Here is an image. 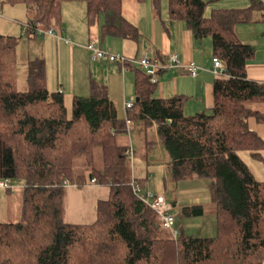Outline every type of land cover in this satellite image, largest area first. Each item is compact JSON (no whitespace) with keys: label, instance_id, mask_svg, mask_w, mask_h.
<instances>
[{"label":"trees","instance_id":"16d2710c","mask_svg":"<svg viewBox=\"0 0 264 264\" xmlns=\"http://www.w3.org/2000/svg\"><path fill=\"white\" fill-rule=\"evenodd\" d=\"M127 1L145 0L2 4L25 6L28 37L35 38L31 34L37 28L60 30L63 5L83 3L89 28L104 17V36L138 42V28L123 17ZM215 1L168 3L171 21L184 23L198 42L210 38L213 58L224 66L226 76L213 86L210 114L185 115L183 96L156 98L157 84L130 63L139 101L124 116L106 86L96 82H91L87 98H73L69 111L63 92L48 89L44 59L29 62L26 92L10 91L0 80V182L22 187L21 221L0 223V264H264V182L255 179L239 156L248 153L264 165V141L248 126L252 117L264 123V84L248 79L247 65L256 52L235 31L253 23L264 4L251 0L247 9L214 10L207 18L206 9ZM154 5L159 10L160 0ZM10 39L0 34V70ZM126 120L145 151L158 145L165 151L168 177L176 187L208 182L216 206L215 237L194 238L181 231L174 239L158 214L137 198L132 181L147 190V179L132 175L128 147L117 139L126 133ZM153 130L158 142L148 141ZM79 166L88 172L86 177L76 170ZM93 180L110 189L109 198L98 202L95 223L67 224L64 183L82 188ZM182 211L187 217L204 215L201 206Z\"/></svg>","mask_w":264,"mask_h":264},{"label":"crops","instance_id":"0c3cea01","mask_svg":"<svg viewBox=\"0 0 264 264\" xmlns=\"http://www.w3.org/2000/svg\"><path fill=\"white\" fill-rule=\"evenodd\" d=\"M164 6V0H160L159 10L155 8L154 0H145L141 3L137 1L125 2L122 11L123 17L138 28L141 35L140 40L138 42H133L104 36L102 34V27L96 29L95 26L93 27L92 33L88 31V35H91L89 44L93 42H99V44H101L102 42L103 46L100 45L102 50L129 59H138L142 54L149 53L153 60L165 67L164 71L159 75L155 97L167 100L176 96H183L187 98L184 108L185 115L191 116L198 113L210 114L214 106L213 86L217 79L212 73V44L209 47L206 46L204 50H201L200 48L206 44V41H196L184 23L171 21L169 12L167 14V7H165V11ZM249 7H251V0H217L208 5L205 16L207 18L210 17L214 10L247 9ZM256 13L253 16V23L238 25L235 28L236 34L242 42L246 39L247 42L249 41L252 43V40H248L244 27L250 25L255 26L253 30L257 31L258 37L264 40L263 12L260 16H257ZM99 26L100 25H98V27ZM65 27L66 28H64L62 24L60 29L62 33H58L62 39H67L70 42L74 40H84L85 33L81 32L80 35V31L70 30L68 25H65ZM250 37L251 39L252 37L253 39L256 38V36ZM29 38H31V36H29ZM249 42L243 43L252 46ZM49 45L51 54L52 46L54 45L57 47V52L59 51L58 57L54 56L56 64L55 67L52 68L53 77L57 79L59 83L57 84V87H59L57 91L66 92L67 88L70 92L73 91V93H75L77 87L75 86L74 64L76 62V54H80L79 49L72 43L67 45L62 40L56 38H53ZM45 49L48 51L47 43L45 44ZM255 52L254 59L247 65V76L248 79L253 82L264 84V45L257 50L255 49ZM44 55H46V53ZM175 55L179 58V66L173 68L171 67L169 59ZM69 57L73 77L71 75L72 83L68 88L63 79L62 61ZM36 59H44L47 64L46 56L44 58L39 56ZM87 61L88 63L90 62L89 59H87ZM91 62H93V64L91 66L90 76L87 77L89 79L87 84L91 85V82H96L106 86L109 98L117 107L119 114L124 116L125 103L133 101V98H129L133 95V92L135 95L134 72L129 67L123 70L121 67L108 62L106 63L105 61L91 60ZM190 63H195L199 67L198 75L195 78L191 77L186 69ZM117 68L121 71L120 73L122 76L118 74ZM68 77L69 73L67 74V79ZM62 82L65 83V86ZM83 82L84 79L81 80L82 84ZM81 88L83 91H86V88ZM74 97H78V95ZM248 126L251 131L258 134L264 141L263 122H259L256 118L252 117L248 120ZM239 156L248 166L255 179L259 182H264V165L254 160L248 153L240 152ZM166 168L168 169V162ZM109 195L110 189L98 184L89 183L82 188H78L77 186L67 187L65 189L64 199L65 222L73 225H92L97 219L98 202L106 201ZM169 200L173 205V210L179 207L180 211H182L183 208L189 207L183 203L177 206L179 201L176 192L171 194ZM194 206H201L203 208L204 215L198 218H205L207 216L215 217L216 215V206L209 201L199 202Z\"/></svg>","mask_w":264,"mask_h":264},{"label":"rangeland","instance_id":"374dc122","mask_svg":"<svg viewBox=\"0 0 264 264\" xmlns=\"http://www.w3.org/2000/svg\"><path fill=\"white\" fill-rule=\"evenodd\" d=\"M2 2L3 0H0V34L11 38V49H8L1 58V82H3L10 91L26 92L28 90L27 77L29 62L35 60L39 56L42 58L46 56L47 86L50 92H56L59 89V87H57V84L59 83L58 80L53 77L52 68L55 67L56 64L54 56L58 57L59 51L57 52V47L54 45L52 46L51 54L49 43H51L53 38L49 36L43 38H29L28 35L24 33V27L28 24V16L25 6H8L3 5ZM168 3L169 0H164V9L166 11L165 7H167V14L169 12ZM256 14L257 16H260L262 12H258ZM86 18L87 8L85 4L74 3L63 5L62 24L64 25V28H66L65 25H68L70 30L80 31V35L81 32L85 33L84 40H74L71 42L77 46L80 54H76V62L74 64L75 86L77 87V91L73 93V91L70 92L66 88V92H63L65 94L66 105L69 108V111H71V102L75 95H78L79 98H87L90 93V85L87 84L89 79L87 77L90 76L91 66L93 64L91 60L93 59L92 54L87 50V46L91 36L88 35V31H91L92 33L93 28L88 29L89 27L87 26ZM104 23V17H102L100 23L98 24L100 26L98 27L97 25L96 29H100ZM244 27L248 40H252V43L248 41L249 44H251L256 50L263 47L264 40L258 37L257 31L253 30L255 26L250 25ZM56 31L59 34L62 33L60 30ZM249 35L256 36V38L253 39L252 37L251 39ZM204 41H206V44L200 48L201 50H204L206 46L209 47L212 44L210 38H207ZM243 42L248 43L246 39ZM46 43L48 51L45 49ZM95 44L103 46L102 42L101 44H99V42ZM101 46L100 48H102ZM45 53L46 55H44ZM69 59L70 57L63 59L62 61L63 79L68 88L72 83L71 75L73 77L71 61L69 62ZM87 59L90 60L89 63ZM117 69L118 74L122 76L119 68ZM68 73L69 77L67 79ZM82 79H84L83 84L81 83ZM64 82H62V84L65 86ZM81 87L86 88V91H83ZM134 96L133 92V95L129 98H133L132 100L135 101L136 97L134 98ZM117 139L122 146L130 147L131 139L128 134H120ZM148 141L158 142L156 130L149 132ZM132 144L135 154L131 157L132 160L129 158L131 161V172L135 178L147 179V190L165 196L169 204H171L169 200L171 194L176 192L178 194L179 201L177 206L181 203L186 204V206H192L199 202H211L207 181H189L181 183L177 187L170 181L166 168L168 157L160 145L147 152L144 150L142 143L139 142V138L136 140L134 133H132ZM76 170L79 171V174L84 175L85 177L88 175L85 168L79 166ZM11 184L18 187L15 192L11 190L10 192L12 193H10L9 191L0 189V223H17L21 221L22 187L17 182L11 181ZM172 211L173 212L171 213H173L176 218L175 229L179 232L182 231L186 236L194 238H212L216 236L215 217H187L184 213H182V211H180L179 207L174 208V210L172 209Z\"/></svg>","mask_w":264,"mask_h":264},{"label":"built area","instance_id":"2783aa9c","mask_svg":"<svg viewBox=\"0 0 264 264\" xmlns=\"http://www.w3.org/2000/svg\"><path fill=\"white\" fill-rule=\"evenodd\" d=\"M264 4V0H258ZM24 33L27 35L29 33V27L25 25ZM31 34V33H30ZM35 38H43L46 36L53 37L59 40H62L65 44L69 45L71 42L69 40L62 39L58 33L54 29L44 30V29H34L32 34ZM87 50L92 54L93 61H106L110 64L116 65L121 67L123 70L127 68V64H132L138 66L149 78L152 84H158L159 75L162 71H164L165 67L160 65L157 61L153 60L149 53H144L139 59H129L123 56L114 55L110 52L102 50L98 44L90 43L87 46ZM171 67H178L179 66V58L177 55L172 56L170 59ZM212 73L217 77H225V69L222 62L218 58H213L212 60ZM187 71L189 72L190 76L195 78L198 75L199 67L195 63H190L186 67ZM135 101H130L125 103V113L128 110H131L134 106ZM131 122L126 120V134L130 137L132 141V126ZM126 155L130 158L133 157L134 151L132 147V142L130 147H128L126 151ZM92 184H96V181L93 180ZM132 190L137 198L142 201L144 204L149 206L153 209L159 216V220L161 223L162 228L165 231L171 233L174 239H177L179 236V231L175 229L176 227V218L171 213L172 206L168 203L165 196L156 194L149 190H144L138 183L134 180L132 181ZM65 188L69 187L70 184L68 182L64 183ZM0 189L6 191H13L15 192L18 187L13 186L9 180H3L0 182Z\"/></svg>","mask_w":264,"mask_h":264},{"label":"water","instance_id":"95a60500","mask_svg":"<svg viewBox=\"0 0 264 264\" xmlns=\"http://www.w3.org/2000/svg\"><path fill=\"white\" fill-rule=\"evenodd\" d=\"M138 101H139V99L137 98V99H136V102H138Z\"/></svg>","mask_w":264,"mask_h":264}]
</instances>
